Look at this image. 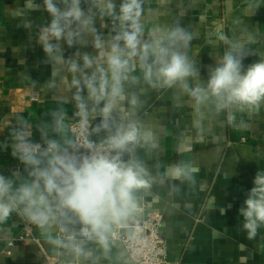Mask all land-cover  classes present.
Masks as SVG:
<instances>
[{"label":"clouds","instance_id":"obj_1","mask_svg":"<svg viewBox=\"0 0 264 264\" xmlns=\"http://www.w3.org/2000/svg\"><path fill=\"white\" fill-rule=\"evenodd\" d=\"M261 8L264 0H24L22 9H6L18 27L36 29L52 69L43 90L56 103L36 125L17 115L0 143L18 161L0 171V239L19 220L38 230L54 257L119 264L117 234L159 203L157 189L179 195L201 186L191 160L162 169L150 163L162 133L143 118L145 97L167 95L171 111L186 115L194 143L218 123L246 128L245 116L264 109V26L242 18ZM41 10L50 22L29 18ZM193 12L195 23L185 24ZM208 25L214 62L204 78L192 42ZM249 57L256 59L246 65ZM252 183L239 230L264 251V168Z\"/></svg>","mask_w":264,"mask_h":264},{"label":"crops","instance_id":"obj_2","mask_svg":"<svg viewBox=\"0 0 264 264\" xmlns=\"http://www.w3.org/2000/svg\"><path fill=\"white\" fill-rule=\"evenodd\" d=\"M23 4L24 0H0V48L3 49L0 51V143L7 140L17 115H23L36 125L48 119L47 113L56 103L51 92L43 90V84L52 79V69L45 63L42 48L35 43L36 29L29 31L18 27L19 20L6 11L22 9ZM194 17L195 12L189 14L184 23L194 24ZM29 18L36 24L50 22L43 10L30 13ZM242 19L248 27L264 26V8L254 17ZM210 39H213L212 26H201L199 37L192 42L204 78H207L208 66L214 62L209 55ZM64 50L66 57L73 52L66 45ZM85 50L92 51L91 48ZM255 59L249 57L244 63L247 65ZM145 100L144 120L156 123L162 133L159 150L150 163L162 169L178 159L191 160L200 167L201 186L185 189L179 195L168 187L157 189L159 203L129 228L141 222L148 213H160L167 260L171 264H264V251L239 230L238 211L253 187L257 170L264 168V160L245 158L257 154L264 157V109L258 115L245 116L247 127L244 129L218 123L202 142L194 143L186 115L171 111L167 95L152 92ZM66 107L71 118L72 106ZM33 134L38 140L39 132L35 127ZM17 166L18 161L11 156L10 148L0 149V171L7 173ZM216 207L226 209L225 213L221 215ZM25 224L17 220L8 226L10 238L0 239V264H51L52 258L58 259L59 264H66L65 259L51 254L46 241L32 226L38 244L16 241L23 234ZM118 250L119 264H133L120 245ZM99 264L112 262L102 259Z\"/></svg>","mask_w":264,"mask_h":264},{"label":"built area","instance_id":"obj_3","mask_svg":"<svg viewBox=\"0 0 264 264\" xmlns=\"http://www.w3.org/2000/svg\"><path fill=\"white\" fill-rule=\"evenodd\" d=\"M161 222V214L151 212L141 222L128 229L129 236H124L120 232L117 234L118 245L124 249L127 258L133 264H171L167 260ZM16 241H31L38 244L37 238L32 234L31 227L27 224L23 226V234ZM51 261V264H59L58 259L52 258Z\"/></svg>","mask_w":264,"mask_h":264},{"label":"water","instance_id":"obj_4","mask_svg":"<svg viewBox=\"0 0 264 264\" xmlns=\"http://www.w3.org/2000/svg\"><path fill=\"white\" fill-rule=\"evenodd\" d=\"M93 139H95V137H93ZM122 235H124V236H129L130 235V231L127 229V230H125V231H122V232H120ZM65 263L66 264H72V262H71V260H70V258L69 259H65Z\"/></svg>","mask_w":264,"mask_h":264}]
</instances>
